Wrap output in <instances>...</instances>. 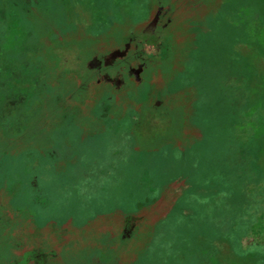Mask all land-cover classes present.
<instances>
[{"label": "rangeland", "instance_id": "rangeland-1", "mask_svg": "<svg viewBox=\"0 0 264 264\" xmlns=\"http://www.w3.org/2000/svg\"><path fill=\"white\" fill-rule=\"evenodd\" d=\"M9 1L7 217L64 264H264V0Z\"/></svg>", "mask_w": 264, "mask_h": 264}, {"label": "flooded vegetation", "instance_id": "flooded-vegetation-1", "mask_svg": "<svg viewBox=\"0 0 264 264\" xmlns=\"http://www.w3.org/2000/svg\"><path fill=\"white\" fill-rule=\"evenodd\" d=\"M7 3H11V1L0 0V7L7 5ZM127 40L130 41L131 38ZM34 69L39 71L37 66ZM34 90L37 89L34 88ZM33 103H35L34 100ZM3 171H5V167L0 168V173H3ZM13 203L11 200V205H13L14 210L13 213H15L16 218L12 216L10 220L6 214L9 211V200L6 197L5 199L2 198L0 202V264H64L60 257L61 252L65 251L68 253L69 248L65 246L70 247L74 243L60 239L62 242L58 243L62 244V246L56 247L57 242L55 239L50 238L47 240L41 235L40 228L42 227L38 226V222H32L30 219H27L30 222V228L24 225L26 218L21 214V206ZM10 228L15 230L9 233ZM64 228L67 227L65 226ZM25 229L28 231L26 232ZM3 237L6 239L5 241H3ZM115 260L111 259L110 261H113L112 264H116ZM103 264H107V262L104 261Z\"/></svg>", "mask_w": 264, "mask_h": 264}, {"label": "trees", "instance_id": "trees-1", "mask_svg": "<svg viewBox=\"0 0 264 264\" xmlns=\"http://www.w3.org/2000/svg\"><path fill=\"white\" fill-rule=\"evenodd\" d=\"M35 71H37V70L35 69ZM33 92H34V88H33Z\"/></svg>", "mask_w": 264, "mask_h": 264}, {"label": "crops", "instance_id": "crops-1", "mask_svg": "<svg viewBox=\"0 0 264 264\" xmlns=\"http://www.w3.org/2000/svg\"><path fill=\"white\" fill-rule=\"evenodd\" d=\"M116 57H118V55Z\"/></svg>", "mask_w": 264, "mask_h": 264}]
</instances>
